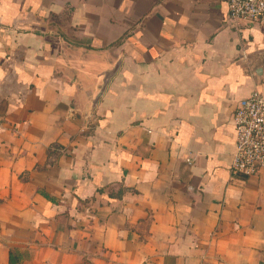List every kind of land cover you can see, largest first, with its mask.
Returning a JSON list of instances; mask_svg holds the SVG:
<instances>
[{
	"label": "crops",
	"instance_id": "1",
	"mask_svg": "<svg viewBox=\"0 0 264 264\" xmlns=\"http://www.w3.org/2000/svg\"><path fill=\"white\" fill-rule=\"evenodd\" d=\"M256 91L264 21L225 0H0V264H264Z\"/></svg>",
	"mask_w": 264,
	"mask_h": 264
},
{
	"label": "built area",
	"instance_id": "2",
	"mask_svg": "<svg viewBox=\"0 0 264 264\" xmlns=\"http://www.w3.org/2000/svg\"><path fill=\"white\" fill-rule=\"evenodd\" d=\"M225 1L234 24L264 21V0ZM233 122L236 152L232 173L257 175L264 169V95L256 91L242 101L236 108Z\"/></svg>",
	"mask_w": 264,
	"mask_h": 264
},
{
	"label": "water",
	"instance_id": "3",
	"mask_svg": "<svg viewBox=\"0 0 264 264\" xmlns=\"http://www.w3.org/2000/svg\"><path fill=\"white\" fill-rule=\"evenodd\" d=\"M111 76H112V73H108L106 75L105 79L103 80V85H102V88H101V91H100L99 95H101V93L105 90V87L107 86Z\"/></svg>",
	"mask_w": 264,
	"mask_h": 264
}]
</instances>
